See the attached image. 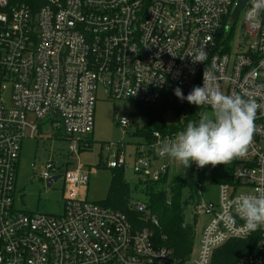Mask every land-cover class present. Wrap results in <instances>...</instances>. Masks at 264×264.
<instances>
[{
  "label": "built area",
  "instance_id": "obj_1",
  "mask_svg": "<svg viewBox=\"0 0 264 264\" xmlns=\"http://www.w3.org/2000/svg\"><path fill=\"white\" fill-rule=\"evenodd\" d=\"M240 1L45 0L34 15L26 4L0 0V264H177L166 236L159 239L153 228H137L124 213L80 197L89 175L72 159L90 147L99 95L187 107L192 104L174 89L187 96L203 85L205 70L214 87L260 107L252 143L237 158L232 180L219 185V202L200 195L192 204L198 233L193 264L219 263L232 241H248L250 248L235 264H264V228L247 233L234 212L238 196L264 191V12L248 18L246 0L232 22ZM196 50L206 52L205 62H191ZM118 123L126 128L130 121ZM42 128L68 144L63 156L71 162L60 165L53 157L41 174L46 181L64 180L61 215L15 207L22 143ZM178 131H155L150 143L137 146L133 172L155 182L167 174L168 157L158 146ZM126 165L122 153L108 167L125 171ZM132 205L147 213L146 202ZM146 221L160 227L153 216Z\"/></svg>",
  "mask_w": 264,
  "mask_h": 264
},
{
  "label": "rangeland",
  "instance_id": "obj_2",
  "mask_svg": "<svg viewBox=\"0 0 264 264\" xmlns=\"http://www.w3.org/2000/svg\"><path fill=\"white\" fill-rule=\"evenodd\" d=\"M241 21L236 25L239 28ZM95 108L94 130L89 137L90 147L82 151L78 157L72 159L73 166L77 168L81 164L82 170L89 175L86 189H80V197L88 201L99 203L106 200L113 180L114 171L108 167L115 155L122 153L126 156L125 180L129 184L128 191L134 202H146L147 197L143 191L144 180L133 172L135 165V152L137 146L144 144L145 140L137 135V131L144 128L145 118L137 113L135 104L126 101L106 99L98 96ZM125 118L130 124L123 128L119 125V119ZM165 122L169 126L177 124L174 113H168ZM68 144L64 139L53 138L48 128L39 130L35 140L24 139L18 163V173L15 192V207L19 210L42 213L49 215H61L64 205V180L59 179L48 187L47 181L41 178L44 167L51 158H55L58 164L63 165L71 160L67 155ZM170 164L169 177L185 175L189 168H185L180 162L168 157ZM194 163V162H193ZM192 163V164H193ZM202 178V188L199 191L203 200L218 203L220 187L211 180V165ZM190 191L184 189L182 198L188 199ZM193 206L186 210V221L193 222ZM203 220H198L201 229ZM194 255L191 257L193 264Z\"/></svg>",
  "mask_w": 264,
  "mask_h": 264
},
{
  "label": "trees",
  "instance_id": "obj_3",
  "mask_svg": "<svg viewBox=\"0 0 264 264\" xmlns=\"http://www.w3.org/2000/svg\"><path fill=\"white\" fill-rule=\"evenodd\" d=\"M26 4L30 6L33 14H37L45 0H10V6ZM137 113L145 118L144 128L137 131V135L145 140L144 143L152 141L155 131L168 133L170 131L184 130L189 121L198 120L201 113L194 105L187 107L161 100L156 104L144 105L135 104ZM168 113H174L177 117V124L169 126L165 122ZM237 165V159L227 165L211 167V180L218 185L228 183L233 178V172ZM113 180L110 185L108 196L105 201L99 202L124 213L134 226L143 229L153 228L157 237H167L164 243L174 254L177 264H187L186 260L191 258L197 241L196 220L186 221V210L200 199V187L202 178L208 167L197 168L193 163L185 175L169 177V172L158 181L147 180L145 182L144 195L147 197V213H139L134 208L131 196L128 191L129 184L125 180L123 169H112ZM184 189L190 191L189 198L184 200L182 192ZM155 217L160 227L156 229L147 217ZM248 241H232L221 251V260L217 264H235L237 260L249 252Z\"/></svg>",
  "mask_w": 264,
  "mask_h": 264
},
{
  "label": "clouds",
  "instance_id": "obj_4",
  "mask_svg": "<svg viewBox=\"0 0 264 264\" xmlns=\"http://www.w3.org/2000/svg\"><path fill=\"white\" fill-rule=\"evenodd\" d=\"M251 5L248 18L264 12V0H251ZM188 56L193 64L203 63L207 58L203 50H196ZM213 80L214 77L205 70L203 85L194 86L187 96L179 86L174 89V95L181 101L186 100L198 108L208 106L210 111L201 112L198 120L189 121L174 138L161 141L159 155L173 158L185 168L194 162L202 169L208 165H227L247 154L260 105L239 94H225L213 86ZM234 212L244 221L247 233L264 228V191L238 196L234 201Z\"/></svg>",
  "mask_w": 264,
  "mask_h": 264
},
{
  "label": "water",
  "instance_id": "obj_5",
  "mask_svg": "<svg viewBox=\"0 0 264 264\" xmlns=\"http://www.w3.org/2000/svg\"><path fill=\"white\" fill-rule=\"evenodd\" d=\"M247 1L246 0H241L238 7L236 8L234 14H233V17H232V22H236L242 8L246 5ZM62 177L61 176H55V177H52L51 179H49L47 181V185L48 187L52 186L56 181H58L59 179H61ZM190 259L188 258L186 260V262H189Z\"/></svg>",
  "mask_w": 264,
  "mask_h": 264
}]
</instances>
